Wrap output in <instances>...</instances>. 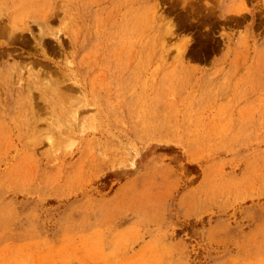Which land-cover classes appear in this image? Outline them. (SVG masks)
<instances>
[{"label": "rangeland", "instance_id": "1", "mask_svg": "<svg viewBox=\"0 0 264 264\" xmlns=\"http://www.w3.org/2000/svg\"><path fill=\"white\" fill-rule=\"evenodd\" d=\"M0 264H264V0H0Z\"/></svg>", "mask_w": 264, "mask_h": 264}]
</instances>
